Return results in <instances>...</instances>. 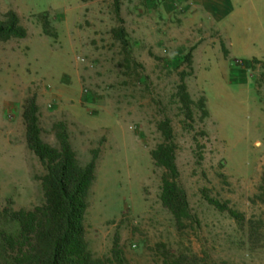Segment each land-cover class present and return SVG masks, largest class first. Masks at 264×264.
I'll return each mask as SVG.
<instances>
[{"label": "rangeland", "instance_id": "1", "mask_svg": "<svg viewBox=\"0 0 264 264\" xmlns=\"http://www.w3.org/2000/svg\"><path fill=\"white\" fill-rule=\"evenodd\" d=\"M191 2L0 0V20L15 11L28 32L0 42L1 210L44 202L37 177L46 171L24 144L18 114L36 96L45 142L58 145L52 125L64 121L82 165L98 151L86 215L97 257H112L119 237L129 264H264V0L237 7L234 38L204 24ZM120 28L130 55L114 36ZM190 54L192 120L178 96ZM166 119L192 214L182 230L162 205L163 171L151 158ZM10 228L0 218V230Z\"/></svg>", "mask_w": 264, "mask_h": 264}, {"label": "trees", "instance_id": "2", "mask_svg": "<svg viewBox=\"0 0 264 264\" xmlns=\"http://www.w3.org/2000/svg\"><path fill=\"white\" fill-rule=\"evenodd\" d=\"M50 23L44 19V32L55 37L49 30ZM114 36L128 51L126 32L114 29ZM27 29L22 25L15 11H9L0 20V42L27 37ZM228 56V53H225ZM191 72L181 74L178 96L187 119H193L192 100L185 79L192 74V55L187 56ZM204 116H208L205 99L201 101ZM23 121L26 127V143L45 168V173L37 177L42 184L44 202L31 210L10 208L0 209V218L11 226L0 230V241L6 256L0 255V264H129L119 247V237L112 249V257H97L91 250L86 235V215L89 196L96 180L98 151L90 163L82 165L72 145L67 123L57 121L52 132L58 145L45 142L40 121V107L36 96L27 99L24 105ZM158 130L163 142L151 152L154 165L163 171L161 202L174 217L178 229L186 227L192 219L187 194L179 183V169L176 163L177 145L170 119L161 121ZM207 201L221 212H227L238 224H244L245 216L237 210L206 196Z\"/></svg>", "mask_w": 264, "mask_h": 264}, {"label": "crops", "instance_id": "3", "mask_svg": "<svg viewBox=\"0 0 264 264\" xmlns=\"http://www.w3.org/2000/svg\"><path fill=\"white\" fill-rule=\"evenodd\" d=\"M192 5L195 6L197 18H205L204 24L208 21L212 26H216L223 32L231 33L230 37L234 38L232 24L235 13L237 12V7L242 6L247 0H191ZM230 45L233 47V42ZM38 97V105L41 108L40 101ZM9 106V104H8ZM17 106V105H16ZM9 109V108H8ZM9 111V110H8ZM42 110H40L41 112ZM20 120L23 119V111L20 107V113L18 111ZM10 125V124H9ZM11 129V127H9ZM43 128V127H42ZM12 135L11 130L9 131ZM24 144L26 143V127L24 128ZM52 145V144H50ZM11 150V149H10Z\"/></svg>", "mask_w": 264, "mask_h": 264}]
</instances>
